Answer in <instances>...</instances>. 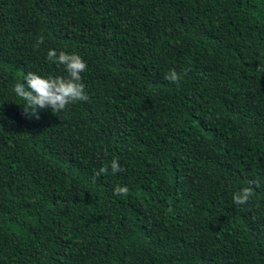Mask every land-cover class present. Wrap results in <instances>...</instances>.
Masks as SVG:
<instances>
[{"label":"trees","instance_id":"trees-1","mask_svg":"<svg viewBox=\"0 0 264 264\" xmlns=\"http://www.w3.org/2000/svg\"><path fill=\"white\" fill-rule=\"evenodd\" d=\"M50 49L89 99L29 119L13 87L67 75ZM258 65L264 0H0V264H264Z\"/></svg>","mask_w":264,"mask_h":264},{"label":"clouds","instance_id":"clouds-1","mask_svg":"<svg viewBox=\"0 0 264 264\" xmlns=\"http://www.w3.org/2000/svg\"><path fill=\"white\" fill-rule=\"evenodd\" d=\"M43 42L44 37H38L34 47L39 48ZM46 59L58 66L63 65L67 75L42 78L33 72H28L24 77V82L15 83L13 92L23 101L20 104L22 115L29 119L32 117L39 119L38 109H51L53 113H56L65 110L70 104L89 99L85 91V85L81 82V74L87 70V63L80 55L75 53L68 54L63 51L57 54L56 50L50 49L46 54ZM257 71L264 72V65H258ZM186 74L185 72L184 75ZM165 79L179 84L182 76L175 70H170L165 75ZM109 167L113 175L124 171L118 160L114 158L108 164L101 166L95 172V177L108 175ZM254 186L259 187V182L257 180H249L248 186L233 194V203L236 205L246 204L254 194ZM128 192L127 186L118 185L113 189V195L115 196H127ZM30 202L35 203V200L33 199Z\"/></svg>","mask_w":264,"mask_h":264}]
</instances>
